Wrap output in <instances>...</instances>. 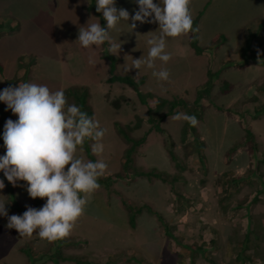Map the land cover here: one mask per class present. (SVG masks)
Wrapping results in <instances>:
<instances>
[{"label":"rangeland","instance_id":"1","mask_svg":"<svg viewBox=\"0 0 264 264\" xmlns=\"http://www.w3.org/2000/svg\"><path fill=\"white\" fill-rule=\"evenodd\" d=\"M87 3L0 0V89L6 87L5 78L12 77L19 78V83L45 84L53 91L86 86L93 116L106 129L100 158L108 168L103 176L114 178L108 187L100 184L71 234L62 239L48 241L35 233L20 236L5 227L6 217H0V264H55L49 257L58 252L67 258L60 264H264V63L259 58L238 65L249 31L258 32L251 48L264 50V29L258 31L264 19V0H191L197 45L202 51L197 53L190 45L189 32L169 37L166 50L171 59L166 64L154 61L155 70L167 68L168 80H157L153 69L146 67L137 75L135 68L123 70L133 58L147 56L146 40L159 32L156 23L136 22L131 31L129 22L121 21L111 31L113 39L122 43L115 53L116 71L144 75L140 89L154 95L151 106L156 97L191 101L207 80V70L218 72L209 96L200 101L202 111L196 125L204 142L200 156L191 135L180 140L184 120L172 116L184 113L181 108L160 122L163 132H147L133 154L132 167L155 168L165 172L166 179L133 175L130 169L125 176L115 177L121 173L127 144L114 122L133 126L140 120L133 136H141L150 124L146 106L138 102L130 86L106 81L108 61L102 56L103 44L84 49L76 41L81 25L99 20L86 9ZM117 7L131 14L137 6L130 0H117ZM218 34L224 39L209 46ZM89 55L97 63L89 64ZM5 107L0 102V132L7 118L16 119ZM169 142L181 169L169 159ZM2 145L0 139V154ZM77 154L87 159L82 149ZM10 194L23 208H38V202L42 205L46 199L30 198L24 181L14 186L5 179L0 199L9 203ZM126 205L140 208L134 227L127 222ZM159 215L171 227L172 238L164 234Z\"/></svg>","mask_w":264,"mask_h":264},{"label":"clouds","instance_id":"2","mask_svg":"<svg viewBox=\"0 0 264 264\" xmlns=\"http://www.w3.org/2000/svg\"><path fill=\"white\" fill-rule=\"evenodd\" d=\"M130 2L137 6L131 14L125 7H117V0H95V11L102 14L106 23L88 20L78 28L76 41L84 49L106 43L108 52L115 54L122 43L110 33L121 21H128L131 31L136 22L156 23L159 32L146 40L147 56L133 58L123 70L135 68L137 75L146 67L153 69L152 75L157 80H168L167 68L155 70L154 61L159 59L166 64L171 59L166 50L169 37L197 31L193 27L191 0ZM88 62L97 63L93 55H89ZM0 102L5 104V111L11 110L16 116L15 120L7 118L0 132L4 148L0 154L3 176L0 190L5 187V179L14 186L24 181L30 198H46L38 208L26 205L21 214L11 215L6 207L8 201L0 199V217L7 218L5 227L17 230L20 236L31 237L35 233L48 241L69 236L100 188L98 181L108 168L107 162L100 158L105 151L106 129L79 105L68 103L64 89L53 91L45 84H9L0 89ZM172 119H183L192 126L198 123L195 115L186 113H176ZM85 140L92 141L91 152L97 159L77 154Z\"/></svg>","mask_w":264,"mask_h":264},{"label":"trees","instance_id":"3","mask_svg":"<svg viewBox=\"0 0 264 264\" xmlns=\"http://www.w3.org/2000/svg\"><path fill=\"white\" fill-rule=\"evenodd\" d=\"M86 9L89 11H92L98 18L99 22L104 25L105 21L102 17L101 13H97L95 11V0H89V3H87ZM195 25V21L193 20V27ZM2 25L0 24V36L3 33L2 31ZM264 29V19H262L258 23V31H261ZM189 31V43L190 45L195 49L197 53H200L202 51V48L197 45V39H196V33ZM258 32H251L249 31L246 35L244 44L241 47L240 55H241V62L238 63L239 66H244L249 63L250 60H258L259 58L263 59L261 63H264V50H261L260 52H256L251 48V43L256 37ZM222 39H224V36L221 34L216 35L211 40L209 46H215L217 45ZM102 56L107 59L108 61V69L107 73L108 76L106 78L107 82H119L126 84L130 86L138 99V102L142 105L146 106V112H147V122L150 124L148 130L143 133L141 136H133L131 134L133 129H136L139 127V121L136 122L133 126L130 125H122L119 122H114V127L121 136V138L124 140V142L127 144L125 147L124 153H123V162H122V168L121 173H116L115 177H121L125 176V173L128 169L132 171L133 175H147L149 178L151 177H165L167 178V175L163 171H158L155 168H151L148 170H140L132 167L133 164V154L136 152L137 148L144 142L145 135L150 130H155L158 132H163L162 128L160 127V122L168 115L174 114L177 112L179 108L183 109L184 113L189 115H195L197 118V121L201 117V111H202V104L201 100L203 98H206L209 96L212 86V78L218 74V72H212L210 70H207V80L199 87L197 88L195 92L194 98L189 101L182 97L173 96L172 98H162V97H156L154 106L150 105V100L154 97L152 93L149 92H142L140 89V86L145 81V76H133L127 73H118L116 71V63H117V57L113 53L108 52V46L107 44H103L102 49ZM34 59V58H33ZM32 59V60H33ZM33 62V61H32ZM19 67L21 66V63H18ZM2 65L0 64V73H2ZM19 78L12 77V78H5L4 84L5 86H8L9 84L12 85H18ZM224 84L228 85L229 83L224 80ZM65 95L67 97L68 103H75L81 107L83 111H86L89 116H93V110L88 102V88L84 85H71L64 89ZM247 135L250 137L251 132L247 129L246 130ZM188 135H191L192 144H194V151L199 156L201 155V150L203 148L204 142L200 139V136L198 135L196 125L192 126L187 121L184 120V123L181 128V136L180 140L184 142ZM234 150V148H232ZM82 151L84 152L87 159L95 160L94 155L91 152L90 148V140H85ZM167 153L169 156L170 161L174 163L175 166H178L180 169L182 166L179 165L177 156L173 150V146L171 142L167 145ZM163 179V178H162ZM114 178H111L110 176H102L99 179V184L104 185L105 187H108V183L113 182ZM13 195L10 194V202L6 205L8 212L12 210H16L18 212H23L26 209L21 207L19 203L12 198ZM39 198V197H37ZM34 198V199H37ZM255 199V198H254ZM40 202H38V206ZM37 206V205H35ZM127 209V222L131 227H134L135 225V215L140 211V208L138 207H130ZM158 221L160 222V225L163 228L164 234L167 237H173L171 227L169 224L164 220L162 216L159 215ZM65 260V258L61 252H58L55 256H50L49 261H53L55 264H60L61 260ZM87 262L85 261V263Z\"/></svg>","mask_w":264,"mask_h":264}]
</instances>
